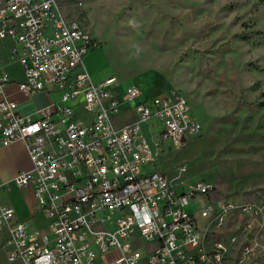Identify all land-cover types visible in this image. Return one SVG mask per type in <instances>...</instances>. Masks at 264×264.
Returning <instances> with one entry per match:
<instances>
[{
  "label": "built area",
  "instance_id": "obj_1",
  "mask_svg": "<svg viewBox=\"0 0 264 264\" xmlns=\"http://www.w3.org/2000/svg\"><path fill=\"white\" fill-rule=\"evenodd\" d=\"M4 44L24 69L21 91L63 96L38 118L19 114L0 53V144L25 143L32 169L14 182L33 191L49 220L46 232L29 233L0 204V264H262L253 231L262 229L264 191L236 204L189 182L186 163L173 177L151 170L165 146L181 149L201 133L183 94L143 97L115 76L94 82L83 61L97 41L57 0H0ZM199 196L213 204L197 215L188 207Z\"/></svg>",
  "mask_w": 264,
  "mask_h": 264
},
{
  "label": "rangeland",
  "instance_id": "obj_2",
  "mask_svg": "<svg viewBox=\"0 0 264 264\" xmlns=\"http://www.w3.org/2000/svg\"><path fill=\"white\" fill-rule=\"evenodd\" d=\"M98 46L84 58L94 82L112 76L137 85L143 97L177 91L201 125L181 149H169L151 170L186 163L185 178L215 188L214 198L236 204L264 191V3L259 0H57ZM63 92L55 91L60 102ZM69 104H72L71 102ZM76 109V108H75ZM163 127L160 124V129ZM147 136L151 143L149 131ZM167 145H170L169 143ZM213 204L199 196L189 211ZM122 216L115 213L113 222ZM254 229L257 261L264 262V219ZM106 228L114 230V223ZM1 236V235H0ZM3 264H22L20 261Z\"/></svg>",
  "mask_w": 264,
  "mask_h": 264
},
{
  "label": "crops",
  "instance_id": "obj_3",
  "mask_svg": "<svg viewBox=\"0 0 264 264\" xmlns=\"http://www.w3.org/2000/svg\"><path fill=\"white\" fill-rule=\"evenodd\" d=\"M9 50L8 44L0 47V53L7 61L5 71L11 80L5 92L16 102V111L19 114L38 118L39 111L53 101V94L46 91L27 94L21 91L19 83L26 80V75L18 62L10 61ZM31 169L32 161L23 141H15L6 146L0 144V204L11 206L16 217L26 221L28 232L36 234L48 230L49 220L38 209L33 191L14 182L20 172Z\"/></svg>",
  "mask_w": 264,
  "mask_h": 264
},
{
  "label": "trees",
  "instance_id": "obj_4",
  "mask_svg": "<svg viewBox=\"0 0 264 264\" xmlns=\"http://www.w3.org/2000/svg\"><path fill=\"white\" fill-rule=\"evenodd\" d=\"M261 3H264V0H259ZM256 42L259 45L264 46V31L258 30L254 32ZM259 100L261 101V105L264 107V91L259 94Z\"/></svg>",
  "mask_w": 264,
  "mask_h": 264
}]
</instances>
